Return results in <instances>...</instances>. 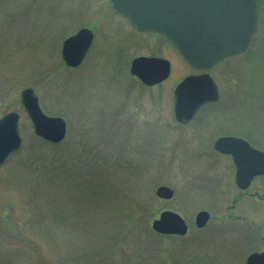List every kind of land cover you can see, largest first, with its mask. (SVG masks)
Returning <instances> with one entry per match:
<instances>
[{
  "label": "rangeland",
  "instance_id": "374dc122",
  "mask_svg": "<svg viewBox=\"0 0 264 264\" xmlns=\"http://www.w3.org/2000/svg\"><path fill=\"white\" fill-rule=\"evenodd\" d=\"M259 17L250 50L209 71L219 101L181 123L174 89L198 70L164 36L135 30L109 0H0V117L19 112L23 137L0 163V264H246L264 249V174L232 207L235 163L214 148L237 134L264 150V0ZM82 27L93 44L68 66L63 42ZM138 55L168 58L170 76L144 84L130 70ZM28 86L67 120L63 141L35 133ZM162 184L173 198L157 196ZM165 209L186 217L187 234L152 227ZM201 209L212 217L198 228Z\"/></svg>",
  "mask_w": 264,
  "mask_h": 264
},
{
  "label": "water",
  "instance_id": "95a60500",
  "mask_svg": "<svg viewBox=\"0 0 264 264\" xmlns=\"http://www.w3.org/2000/svg\"><path fill=\"white\" fill-rule=\"evenodd\" d=\"M113 7L126 14L138 30L164 34L189 64L208 69L228 56L246 51L253 39L257 23L258 0H110ZM94 39V31L82 27L68 36L62 46V57L68 66L82 63ZM131 72L143 83L154 85L171 72L169 59L140 55L132 59ZM174 115L181 123L193 119L201 105L217 101L220 92L209 72L185 76L174 90ZM22 103L38 136L51 142H61L68 132L66 119L49 115L42 109L39 96L32 86L21 92ZM20 114L13 110L0 117V163H3L23 143L19 128ZM215 148L230 153L236 164V183L246 189L256 175L264 174V150L254 147L247 139L224 135ZM174 189L166 184L157 187L160 198L170 199ZM208 210L197 213L195 223L204 226L210 219ZM152 227L164 234H186V218L172 209L163 210ZM247 264H264V251L248 255Z\"/></svg>",
  "mask_w": 264,
  "mask_h": 264
},
{
  "label": "flooded vegetation",
  "instance_id": "af4514ba",
  "mask_svg": "<svg viewBox=\"0 0 264 264\" xmlns=\"http://www.w3.org/2000/svg\"><path fill=\"white\" fill-rule=\"evenodd\" d=\"M210 103H215V102H209V103H206V104H204L202 107H204L205 105H207V104H210ZM201 107V108H202ZM224 135H233V136H239V137H243V138H246V137H244V136H242V135H237V134H220V135H218L216 138H215V141H214V148H215V142H216V140L219 138V137H221V136H224ZM247 139V138H246ZM249 142H250V140L249 139H247ZM251 143V142H250ZM252 144V143H251ZM253 145V144H252ZM255 146V145H254ZM255 147H257V146H255ZM216 149V148H215ZM217 150V149H216ZM218 151V150H217ZM219 153H221V154H224V155H229V156H231L232 157V159H233V156L230 154V153H223V152H220V151H218ZM233 161H234V159H233ZM235 167H236V165H235ZM256 178V177H255ZM254 178V179H255ZM238 188H239V193L236 195V197H235V199H234V201H233V204L231 205L232 207H234L235 206V204L243 197V196H246V195H251V196H253V197H255L256 196V193L255 192H251V191H249V188L248 189H241L239 186H238ZM258 193V192H257ZM228 208V207H227ZM260 239L264 242V236H260ZM254 251H264V249H261V250H254ZM254 251H252V252H254Z\"/></svg>",
  "mask_w": 264,
  "mask_h": 264
},
{
  "label": "trees",
  "instance_id": "16d2710c",
  "mask_svg": "<svg viewBox=\"0 0 264 264\" xmlns=\"http://www.w3.org/2000/svg\"><path fill=\"white\" fill-rule=\"evenodd\" d=\"M259 7H260V0H259Z\"/></svg>",
  "mask_w": 264,
  "mask_h": 264
},
{
  "label": "bare ground",
  "instance_id": "6f19581e",
  "mask_svg": "<svg viewBox=\"0 0 264 264\" xmlns=\"http://www.w3.org/2000/svg\"><path fill=\"white\" fill-rule=\"evenodd\" d=\"M138 56H140V55H138ZM135 57H137V56H135ZM135 57H134V58H135Z\"/></svg>",
  "mask_w": 264,
  "mask_h": 264
}]
</instances>
